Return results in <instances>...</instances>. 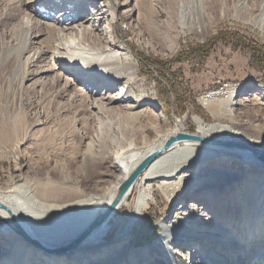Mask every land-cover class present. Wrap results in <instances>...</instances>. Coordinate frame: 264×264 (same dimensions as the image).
I'll use <instances>...</instances> for the list:
<instances>
[{
  "label": "bare ground",
  "instance_id": "obj_1",
  "mask_svg": "<svg viewBox=\"0 0 264 264\" xmlns=\"http://www.w3.org/2000/svg\"><path fill=\"white\" fill-rule=\"evenodd\" d=\"M200 3L194 7L177 0L172 24L201 32L207 21L203 0ZM129 4L130 0H0L5 25L0 30V104L27 108L25 115L35 116L34 128L48 122L47 116L41 119L40 112L32 111L46 102L61 114L73 109V114L92 117L103 108L138 122L147 92L138 83L131 54L112 38L113 23L123 14L140 36L151 15L142 0ZM223 10L252 22L264 38V0H224ZM119 84V93L110 96V89ZM227 90L235 96L244 92L241 86ZM258 91L263 90L218 104H213L215 94L203 95L200 101L213 122L194 116L193 132L184 131L182 122L167 132L156 125L151 138L145 130L117 133L109 141L98 133L95 145L86 142L93 136L83 133L84 149L77 152L65 141L60 152L67 166L57 163L46 171L57 173L60 181L49 175L42 178L38 162L27 164L23 177L11 176L0 189V250L8 258L0 264H264V126L242 119L240 111H264ZM136 92L143 93L138 100ZM233 110L239 117L234 118ZM28 140L19 138L15 147L22 149ZM151 156L144 173L119 196ZM68 163L79 165V180L76 172L68 171ZM160 198L179 204L158 235L134 249L133 225ZM128 206L132 211L126 227L110 245L103 244L116 216ZM65 247L67 252L62 251Z\"/></svg>",
  "mask_w": 264,
  "mask_h": 264
},
{
  "label": "rangeland",
  "instance_id": "obj_2",
  "mask_svg": "<svg viewBox=\"0 0 264 264\" xmlns=\"http://www.w3.org/2000/svg\"><path fill=\"white\" fill-rule=\"evenodd\" d=\"M142 1L147 5L148 14L151 15L148 29L142 31L139 36L133 25L121 14L122 18L113 23L112 34L114 42L121 44V47L131 54L132 60L136 63L138 83L140 80L147 92L146 102L142 104L145 110L138 122L130 123L127 117L118 118L116 114L105 112L103 108V112L97 111V115L92 117L85 113L86 111L84 115L73 114V109L64 115L59 112L56 105H49L46 102L32 111L40 112L41 119L47 116L48 122L42 124H46L45 126L34 128L32 125L35 116L25 115L27 108L17 104H0V189L11 176L23 177L27 172V164L36 162L42 165L39 169L42 178L49 175L52 180L60 181L57 179V173L48 174L46 171L57 163H63L60 148L67 143L65 141H70L71 150L77 147L72 152L84 149L81 142L83 133L91 134L93 139L86 142L95 145L94 136L98 133H103V137L109 141L116 137L117 133L136 131L141 134L145 130L146 136L151 138L152 128L156 125H160L162 130L167 132L182 122L184 131L193 132L196 130L194 116L202 118L206 123L213 122L211 114L200 101L203 95L209 93L215 94L213 104H218L221 101L235 102L249 94L250 90L262 89L263 91H258L260 95L257 98L261 104V99L264 98V38L252 22L225 15L224 0H203L202 7L207 26L201 32H195L189 28L180 29L176 24H172L176 19L177 0ZM183 2L194 7L201 5V0ZM134 3L135 0H130L129 6L132 7ZM1 20L2 18L0 30L5 26ZM16 22L15 20L13 24ZM169 24L174 27L171 28ZM55 53L64 56L57 51ZM83 85L86 86L87 83ZM119 86L121 84L110 89V96L119 93ZM230 86H241L243 94L237 96H235L237 93L231 94V90H227ZM100 92L104 93L102 89ZM136 94L134 98L138 100L139 95L143 93ZM253 106L254 103L250 105ZM230 107L233 109L235 105ZM240 111L242 119L264 126L263 110L255 108L251 112L246 109ZM233 114L234 118L239 117L235 115V111ZM74 117L78 119V125L74 123ZM130 124L132 127L129 128ZM22 137L29 140L22 149H17L16 142ZM63 164L67 166V162ZM68 165V171L76 172L75 178L79 180L81 174L79 165L77 163ZM92 179L93 175L90 174L88 180ZM109 180L111 179L107 181ZM89 189L92 191L91 185ZM178 204L179 202L169 203L161 198L151 202L131 229L130 243L133 248L147 246L158 235L161 225L171 217ZM131 211L132 206L120 210L109 231L103 236L105 241L103 244H109L113 236L124 230ZM62 251L67 252V247ZM241 253L240 258L243 257ZM7 259L5 253L0 250V262Z\"/></svg>",
  "mask_w": 264,
  "mask_h": 264
},
{
  "label": "water",
  "instance_id": "obj_3",
  "mask_svg": "<svg viewBox=\"0 0 264 264\" xmlns=\"http://www.w3.org/2000/svg\"><path fill=\"white\" fill-rule=\"evenodd\" d=\"M263 157H264V156H263ZM152 158H153V156L149 157L147 160H145V162H143V163L137 168V170L135 171V173H133L132 176L128 179L127 183L124 184V185L121 187L120 192H119V196H120V194H122V192H124V190L128 187L129 183H130L132 180H134V179L137 177V175H138L139 173H141V171L143 170V168L146 167V165L152 160ZM11 226H12L13 228H15L18 232L24 234V232H22V230L19 229V228L17 227L16 224L11 223ZM24 235H25V234H24Z\"/></svg>",
  "mask_w": 264,
  "mask_h": 264
}]
</instances>
